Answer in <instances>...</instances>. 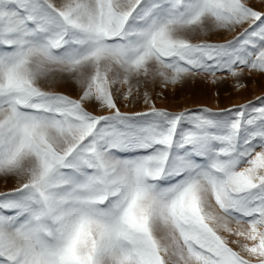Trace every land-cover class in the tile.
Listing matches in <instances>:
<instances>
[{
  "label": "snow or ice",
  "instance_id": "obj_1",
  "mask_svg": "<svg viewBox=\"0 0 264 264\" xmlns=\"http://www.w3.org/2000/svg\"><path fill=\"white\" fill-rule=\"evenodd\" d=\"M245 69L264 74L249 0H0V177L18 184L0 193V264H264V98L118 105ZM57 74L79 99L49 90Z\"/></svg>",
  "mask_w": 264,
  "mask_h": 264
},
{
  "label": "rangeland",
  "instance_id": "obj_2",
  "mask_svg": "<svg viewBox=\"0 0 264 264\" xmlns=\"http://www.w3.org/2000/svg\"><path fill=\"white\" fill-rule=\"evenodd\" d=\"M249 3L257 10L264 11V3H261V0H249ZM239 31L240 29L231 33L225 30L212 31L203 36L202 39L211 43H226L234 39L239 34ZM217 76L220 77L217 83H213V78L210 75H201L182 84L164 87L162 84L157 83L149 85L147 88L142 87L140 98L133 102L120 98L118 99V105L122 112L147 111L148 105L144 104L142 99V93L147 90L151 94L156 107L174 113L205 107L211 108L214 112H220L221 110L232 109L249 102L260 106L261 101L258 98H264V74L249 73L245 69L244 74L239 78L232 77L227 72L217 73ZM49 90L69 95L74 99H79L82 94V89L74 80L70 78L64 79L59 74L56 75L54 86L50 87ZM125 90L126 86L121 89V92ZM86 106L89 107L90 111L102 114L96 109L94 104L86 103ZM0 183V193L12 191L18 186L14 178L0 177ZM231 227L236 228L237 225L233 223ZM220 234L225 236L229 240L230 246L237 251H241L243 244L252 243L243 237L224 232L222 229Z\"/></svg>",
  "mask_w": 264,
  "mask_h": 264
},
{
  "label": "bare ground",
  "instance_id": "obj_3",
  "mask_svg": "<svg viewBox=\"0 0 264 264\" xmlns=\"http://www.w3.org/2000/svg\"><path fill=\"white\" fill-rule=\"evenodd\" d=\"M9 180V179H8ZM7 182V181H6ZM1 184V183H0ZM2 184H4V183H2ZM13 184V183H12ZM5 191V190H4ZM2 192V191H1ZM7 192V191H6Z\"/></svg>",
  "mask_w": 264,
  "mask_h": 264
}]
</instances>
